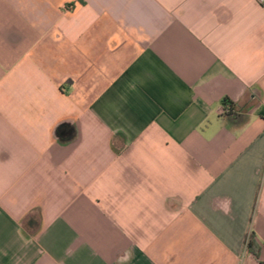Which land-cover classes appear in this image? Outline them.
Masks as SVG:
<instances>
[{
	"label": "crops",
	"instance_id": "obj_1",
	"mask_svg": "<svg viewBox=\"0 0 264 264\" xmlns=\"http://www.w3.org/2000/svg\"><path fill=\"white\" fill-rule=\"evenodd\" d=\"M0 264H264V4L0 0Z\"/></svg>",
	"mask_w": 264,
	"mask_h": 264
},
{
	"label": "trees",
	"instance_id": "obj_2",
	"mask_svg": "<svg viewBox=\"0 0 264 264\" xmlns=\"http://www.w3.org/2000/svg\"><path fill=\"white\" fill-rule=\"evenodd\" d=\"M223 104L226 105L227 102L224 100ZM245 244H246V248L248 250V252H250L252 255H254L255 257L257 256V250L258 247L255 244L252 236H249L246 240H245Z\"/></svg>",
	"mask_w": 264,
	"mask_h": 264
},
{
	"label": "water",
	"instance_id": "obj_3",
	"mask_svg": "<svg viewBox=\"0 0 264 264\" xmlns=\"http://www.w3.org/2000/svg\"><path fill=\"white\" fill-rule=\"evenodd\" d=\"M63 125H67L65 122H62L60 124L57 125L56 129H55V138L58 139L59 136H58V133H57V130L59 128V126H63Z\"/></svg>",
	"mask_w": 264,
	"mask_h": 264
},
{
	"label": "built area",
	"instance_id": "obj_4",
	"mask_svg": "<svg viewBox=\"0 0 264 264\" xmlns=\"http://www.w3.org/2000/svg\"><path fill=\"white\" fill-rule=\"evenodd\" d=\"M256 2H258L259 4H264V0H255Z\"/></svg>",
	"mask_w": 264,
	"mask_h": 264
}]
</instances>
